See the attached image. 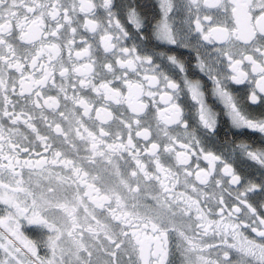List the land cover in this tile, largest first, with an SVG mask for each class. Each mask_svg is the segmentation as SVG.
I'll use <instances>...</instances> for the list:
<instances>
[{
	"label": "snow or ice",
	"instance_id": "obj_1",
	"mask_svg": "<svg viewBox=\"0 0 264 264\" xmlns=\"http://www.w3.org/2000/svg\"><path fill=\"white\" fill-rule=\"evenodd\" d=\"M159 6L162 17L148 31V18L138 0H120V2L102 0L101 3H96L95 0H0V95L3 97L0 119L10 122L12 126L5 128V125L0 123V142H2L0 161H7V164L0 163V175L11 176L8 183L0 180V189L3 190L0 192V204L6 206L4 209L6 215L0 217V226L5 228V232L0 233V250L4 254L0 264H123V261L118 259V253L129 256L128 264H170L169 237L172 232L178 233L179 239L175 247L182 257L181 264H233L231 250L240 254L236 264H264V242L257 243L243 237L237 230L239 225L236 224L231 225L233 228L231 235L238 243L229 244L225 234L222 240L224 247L218 250L222 252V258L220 255L215 259L208 258L205 255L206 250L214 249L216 246L198 239L200 235H206L208 232L207 226L203 223L206 217L201 211L199 196L196 200H192L183 193L179 196L169 195L171 189L165 181L178 178L172 173L171 167H165L161 163V145L158 139L161 131L169 141L164 145L163 152L168 154L174 152L176 164L186 166L185 185L189 183L187 177L193 174L201 185L211 186L214 181L219 195L217 205L222 206L221 213L230 207L227 211L229 218L242 214L250 222L244 226L251 227L252 232L264 240V227H262L264 211H260V208H264V204L254 206L249 202L251 199L249 194H264V180L259 183L246 182L245 176L238 173L223 154L217 155L213 151H205L201 147V140L195 135L197 130L194 129L189 133V120L181 106L173 102L172 96H167L169 89L173 90V94H178L182 89L181 85L166 73V67L170 65L180 73H184L186 69L175 55L163 51L158 53L154 49L159 45L179 46L184 40L168 22L169 13L176 6L171 0H160ZM180 7H186L189 14L195 9V30L204 40L210 41V38H216L228 46L227 50L220 51L228 59L229 68L233 73L230 79L237 84L249 79V73L241 68L244 61H247L251 65L252 73L259 77L256 80L257 88L264 93V0H187V4H182ZM99 9L103 10V15L98 14ZM213 9H223L225 14L230 9L231 26H209L205 32L204 21L209 22V25L217 23L213 15L204 11ZM201 13H203L202 19ZM189 24L191 25V19ZM81 27L86 33L92 34L93 40L99 36V47L102 48L103 56L92 59L94 45L89 42L88 36L78 32ZM78 34L81 46L80 50L75 52V56L78 60L87 57L91 61L80 66H77L72 59V46L76 43ZM53 39L65 42L61 45L51 42ZM129 40L132 41L131 47L124 43ZM153 41L157 43L154 44ZM63 48L69 50L67 64L61 56ZM45 56L47 63L44 62ZM158 58L161 61L159 64L156 63ZM164 60L168 62L167 65L164 64ZM68 64H71V67ZM198 67L202 72L207 69L206 74L215 85L214 94L223 100L229 109L233 126L264 134V119H252L242 115L222 82L212 74L211 67L202 60ZM141 70L145 73L151 72V75L145 74L140 81L130 79V75L139 77ZM57 72L61 78L59 84L55 80ZM16 73L19 74L18 78ZM73 74L76 76L74 77ZM109 76L111 80L108 79ZM113 81H122L127 86V96L111 86ZM144 82L150 85L146 93L149 96L155 95L151 91V86L164 85L165 95L161 98H166L170 105L158 110V121L162 122L163 128L160 127V123L157 124V139H153L151 126L145 127L140 119V113L145 105L138 101L140 96L145 94ZM49 83L58 90L56 96L46 95L43 91ZM17 84L19 96L25 101L20 105V111L16 110L17 105L9 98V88L12 93H16ZM183 87L187 89L191 99L199 105L198 121L204 129L205 139L215 136L217 121L212 110L204 102L199 80H190L185 76ZM81 89H90L104 102L114 101L116 104L127 102L133 115L123 119L114 118L106 104L94 107L96 101L84 98L80 94ZM250 99L253 103L258 101L255 90ZM259 100L264 102V97H259ZM69 104L73 107L70 108ZM9 105H12L11 110ZM29 105L32 107L29 108ZM75 106L83 109L82 116ZM37 109L40 120L47 126L44 131L33 122L36 119ZM45 109L50 110L51 119L45 113ZM92 111L96 113V120L101 121L100 125L92 121L90 115ZM57 115L61 120L68 122L67 128L62 127L61 122L56 119ZM83 117H88L89 121H92V128L99 127V135L85 126ZM108 121L115 124L117 128L115 133L105 130L102 126ZM21 122L35 135V140L20 132ZM171 125L184 129L187 142H180V149L183 151H177L171 146L180 141L179 136L170 134ZM73 131L75 137L90 145V154L82 157L80 163L67 158L56 145L60 137H63L60 143L71 145L75 149L72 140ZM125 131L127 142L123 140ZM110 136L113 137V143H106L105 138ZM16 137L20 139L17 140ZM135 138H141L148 143L141 148ZM22 141H27V146ZM5 146H7V154H5ZM37 146H42L44 153H51V159L41 156L40 152H36V155L41 156V159L35 162L31 159L18 158L21 152L30 154V150ZM193 146L200 147V153H189ZM239 147L249 160L264 169V149L253 151L244 144ZM141 151L147 153L153 160L155 174L150 172L142 161ZM123 153L128 154L135 167L125 160V167L131 169L128 173L130 179L122 178L120 184L129 193H139L142 181L149 183L153 180L157 181L164 193L163 203L159 196H154L152 199L156 200L159 208L135 203L132 206L133 212H126L123 210L124 197L116 188L106 187L105 194L100 195V189L86 183L89 173L83 170L81 164L87 162L93 166L103 165L105 171L116 168V174L121 176L117 158L124 159ZM189 154L198 157L202 155L208 162V168L206 170L199 168L197 164L198 170L195 173L189 171L191 167ZM57 164L66 169L67 173L61 175L59 172L48 171L45 179L50 182L39 194L26 186L23 179H17L21 175L17 168L45 169L46 165ZM217 171L221 173L219 179L213 176ZM98 178L92 177L93 180ZM52 180L57 183L54 185L51 183ZM133 181L136 187H132ZM80 183H85L90 190L85 192L84 196H87L97 208L107 207L110 219L105 218L101 221L94 211L89 210V206L80 196ZM65 184H68L69 188L72 184L77 186L72 200L68 199L67 190L63 188ZM192 190L198 191L195 186ZM91 192H95L96 196L93 197ZM225 194L233 198L230 205ZM216 197L217 192H213L207 200H216ZM113 199L115 208L111 203ZM178 200L187 205V208L182 207L181 203H176ZM169 201L175 203L176 208L187 216L186 230L176 227L174 220L177 213L173 211ZM80 207H83L84 212L82 219L78 212ZM165 207L168 208L167 212L161 210ZM193 208L197 213V221L200 222H192L190 213ZM133 220L136 223H133ZM111 221L119 223L112 224ZM23 222L34 226L41 238L32 240L25 236L21 231ZM120 225H127V228L136 230L129 235V232ZM117 228L120 229L119 232L116 231ZM197 229H203V233L197 232ZM45 235L46 239H43ZM41 245L47 249L49 255L45 257L39 255L38 249ZM101 254L106 259H103ZM133 256H137L138 260H132Z\"/></svg>",
	"mask_w": 264,
	"mask_h": 264
},
{
	"label": "flooded vegetation",
	"instance_id": "obj_2",
	"mask_svg": "<svg viewBox=\"0 0 264 264\" xmlns=\"http://www.w3.org/2000/svg\"><path fill=\"white\" fill-rule=\"evenodd\" d=\"M95 2L101 3L102 0H95ZM117 2H120V0H117ZM138 2L142 5V10L147 15L149 22L148 31H150L152 25H154L162 17V12L159 6L160 0H138ZM171 2L176 7H174L173 11L169 13L168 22L173 27V29L183 37L184 42L179 46L159 45L154 50L158 53L163 51V52H167L168 54L175 55L177 59L184 64L186 71L184 73H180L178 70L173 69L170 65L166 67L165 69L166 73L170 76V78L174 79L178 84H180L182 89L181 91L178 92V94H173V90L169 89L167 91V96H172L173 102L181 106V108L184 111V115L189 120V124H190V127L188 129L189 133L193 132L194 129L197 130L195 132V135L197 136L198 139L201 140V147H203L205 151H213L217 155L223 154L224 158L233 164L236 171L245 176L246 182L251 181L254 183H259L262 180H264V175H262V173H264V169H261L258 164H255L253 161L249 160L246 154L241 150L239 146L242 144L248 145L249 149L253 151L264 149V134H261L259 132H254L247 128H236L233 126L232 119L229 114V109L225 106L224 101L214 94L215 85L212 79H210L209 76L206 74L207 69L204 72H202L198 67V64L202 60L208 66L211 67L212 74L215 75L222 82L225 90L232 96L233 101L237 105V108L241 112V114L252 119H264V102H260L259 100V97H264V93H261L256 86V80H258L259 77L255 76V74L252 73L251 65H249L247 61H244V63L241 65V68L249 73V79L241 84H237L234 81H232L230 79V76L233 73L229 68L228 59L220 51L221 49L227 50L228 46L220 39L210 38V41L204 40L203 37L196 32L195 23H194L196 18L195 9H193V12L189 14L186 7H180V5L182 4L186 5L187 0H171ZM204 11L213 15V18L217 21L216 24H212V25H209V22L204 21L203 24H204L205 32H207V28L209 26L211 27H224L226 25L231 26L232 20H231L230 9L227 14L224 13L223 9L220 10L213 9V10H204ZM98 14L103 15V10L99 9ZM202 18H203V13H201V19ZM189 19H191V25L189 24ZM105 24H106V19H105ZM129 27L131 28V26ZM78 32L80 34L88 36L89 42L94 45V50L92 53L93 60L97 59L98 56H103L102 48L99 47V36H96L95 40H93L92 34L86 33L82 27L79 28ZM51 42H57L63 45L65 41L64 40L57 41L53 39ZM124 43H126V45L129 47H131L132 45L131 40ZM153 43L155 44L157 42L153 41ZM80 46H81L80 35L78 34L76 36V43L72 46L73 61L76 62L77 66L91 63V61H89L87 57L80 58L79 60L76 58L75 52L80 50ZM61 56L64 62L67 64L69 57V50L67 48H63L61 52ZM44 62L47 63L46 56ZM156 63L157 64L161 63L159 58L156 60ZM164 64L167 65L168 62L164 60ZM68 66L71 67V64H68ZM145 74L151 75V72L145 73L143 70H141V75L139 77L130 75V79L135 81H140L143 80V76ZM15 75L17 76V78L19 77L18 73H16ZM73 76L75 77L76 74H73ZM185 76L190 80H199L201 84V90L204 94L203 95L204 102L207 105V107H209L212 110L217 121L215 136H211L208 139H205L204 129L202 128V126L199 125V121H198L197 113H198L199 105H197L195 101L191 99V95L188 93L187 89L183 87V79ZM60 79L61 78L59 77V73L57 72L55 76V80L57 84L60 83ZM108 79L111 80L112 79L111 76H109ZM94 82L99 83V81H94ZM111 86L121 90L123 94L127 96L128 89L127 86L122 81H113ZM77 88H79L78 82H77ZM149 89H150V85L147 82H144L145 94L140 96L138 101L139 103L145 105L144 110L140 113V119L145 127L149 125L151 126L153 139H157V124L160 123V127L163 128L162 122L158 121V110L165 109L170 105L166 98L165 99L161 98L162 96L165 95L164 85L161 84L159 86H151V91L155 93L154 96H149L146 94ZM253 90H255L258 95V101L256 103H253L250 99ZM43 91L46 93V95L56 96L58 90L56 88H53L51 86V83H49L48 87ZM70 94H71V90H70ZM80 94L86 99L96 101L94 107H101L106 104L108 111L112 112L114 118L123 119L126 116L133 115L131 110L128 108L127 102H124L122 104H116L114 101L104 102L102 99L97 98L96 94L92 92L90 89H81ZM9 98L13 101L14 104L17 105L16 110L20 111V105H23L25 101L19 96L18 84H17L16 93H12L11 88H9ZM60 99L62 102L61 108L63 109L62 94L60 95ZM42 102L43 101H41V103ZM2 103H3V97L2 95H0V107H2ZM31 107L32 106L29 105V108ZM69 107L71 108L73 106L69 104ZM75 107L77 108L79 114L82 116L83 109L79 108L78 106ZM11 108L12 105H9V110H11ZM45 113L48 114L49 118L51 119L50 110L45 109ZM90 115L92 117V121H95L96 125L101 124V121L96 120L95 111H92ZM35 116L36 119L33 122L42 131L46 130L47 126L40 120L38 109L35 110ZM56 119L59 122H61L62 127L64 128L68 127V122L61 120L58 115L56 116ZM83 121L85 123V126L89 127L91 130H94L96 134L99 135V127L92 128V121H89L88 117H83ZM0 123H3L5 125V128L12 127L10 122L6 120L0 119ZM109 125H111V128H109ZM102 126L105 128V130H110L112 133H115V131H117V128L112 121H108V123L103 124ZM170 127L172 129L170 134L173 136L180 137V141L177 142L175 145H171V146H173L177 151H183L182 149H180V142H187V137L185 135L183 127L178 128L175 125H171ZM19 130L21 133L29 135L30 139L35 140V135L32 134L30 130L22 122L19 124ZM81 131H83V129H81ZM53 135L55 134L53 133ZM16 139L19 140L20 137H16ZM158 139L161 145L160 147L161 163L165 167H171L172 173L174 174L175 177L178 178L174 180L170 179L169 181H165L166 183H168V186L171 189L169 195L179 196V194L183 193L185 197H191L192 200H196L199 196L201 211L206 217V220L203 221V223H205V225L207 226L208 232L206 235H200L198 239L203 240L205 243L216 246V248L214 249L206 250L205 255L208 258L215 259L217 255H220L222 258V252H219L218 250L224 247V245L222 244V240L225 234H227V240L229 244L238 243V241L233 240L231 235V233L233 232V228L231 227V225L233 224L239 225V228L237 230L240 233H242L243 237H247L248 239L254 240L257 243L264 242V240H262L261 237L257 236L256 233L252 232L251 227L244 226L245 224H248L250 222L242 214H236L231 218H229L227 215V211L230 210V207H227L226 210L223 213H221L220 207L222 206L217 205V200L219 199V195H218V190L215 189L214 181L212 182L211 186L201 185L200 182L196 180L195 174H193L192 176L187 177L189 183L186 186L185 185L186 166H179L176 164V158L174 152L172 154L163 152L164 145L168 144L169 141L163 136L162 131L160 132ZM62 140L63 137H60V139L56 142V145L65 153L67 158L76 160L77 163H80L82 157L90 154L89 151L90 145L75 137L74 131L72 133V140L76 146L75 149L68 144L62 145L60 143ZM123 140L127 142L126 131L124 132ZM105 141L106 143H113V137L111 136L106 137ZM135 141H138L141 148L145 143H148L143 141L141 138H135ZM22 143L25 146H27V141H22ZM38 144L39 142H37V145ZM17 151H19V149ZM200 151H201L200 147L193 146L189 150V153L194 152L198 154L200 153ZM7 152H8L7 146H5V154H7ZM36 152H40L41 156H47L49 159H51V153H44L42 146H37L34 149H31L30 154L21 152L18 158L21 160L31 159L33 162H35L36 160L41 159V156H37ZM123 156L124 159L117 158V164L120 166V170L122 173L121 176H118L116 174V168H109V170L105 171L103 165L93 166L88 164L87 162L81 164L83 170L89 173L88 177H86V183L92 184L94 185L95 188L100 189V195L105 194L106 187L116 188L117 191L124 197L123 204L125 205V207L123 210L126 212L132 213L133 212L132 206L135 203H139L141 205L146 204L152 206L153 208H159L160 206L157 205L156 200L152 199V197L154 196H159L161 199V203H163L164 193L157 181L153 180L150 183L146 181H142V183L140 184L139 193H129L128 190L124 188L123 185L120 184V180L122 178L126 180L130 179L128 173L131 171V169L125 167V160H128L129 163L132 164V167H135L134 162L131 161V158L128 157L127 153H123ZM141 159L145 163L148 170L155 174L156 173L155 164L153 160L148 156V154L141 151ZM0 163L7 164V161L6 160L0 161ZM189 164L191 165V167L188 170L193 171V173H195V171L198 170L197 164H199V168H203L205 170L208 168V162L204 160L202 155L198 157L197 155L189 154ZM17 171L21 173V175L17 177V179H23L25 181L26 186H29L33 191L37 192V194H39V192L42 189H45L50 182L48 179H45V177L48 176V171L59 172L61 175H65L67 173V170L63 169L62 166L59 164L46 165L45 169L17 168ZM220 175L221 173H219V171L213 173V176L217 179L220 178ZM92 177H99V178L93 180ZM0 180H2L5 183H8L11 180V176L9 174L0 175ZM51 183L55 185L57 181L52 180ZM136 186H137L136 183L133 181L132 187H136ZM194 186L198 189L197 192H193L192 189ZM79 187H80V196L89 206V210L94 211L97 215V218L100 219L101 221H103L105 218L110 219L107 207L97 208L92 203V201L88 199L87 196H84L85 192L90 191L85 186V183H80ZM63 188L67 190L66 194L68 196V199L72 200V197L76 194L77 186L75 184H72L71 187L69 188V185L65 184ZM233 188H235V186H233ZM0 192H3V190L0 189ZM213 192H217L216 200H207V197L211 196ZM63 194L64 193L62 192L61 195ZM91 195L95 197L96 193L91 192ZM249 195L251 197L249 202L253 203L254 206H259L261 204H264V194L256 193ZM225 196L230 205L233 198L227 197V194H225ZM111 203H112V207L115 208L116 204L114 199L111 201ZM176 203L182 204V201L178 200L176 201ZM169 205L172 207L173 211L177 213L176 218L174 220L176 227L184 228L186 230V224L188 223L187 216H184L180 212V209L176 208L175 203H173L172 201H169ZM5 207H6L5 205L0 204V217L6 215L4 211ZM182 207L187 208V205L182 204ZM161 210L167 212L168 208L165 207L162 208ZM260 211H264V208H260ZM78 212L80 214V218L82 219L84 215L83 207H80L78 209ZM190 215L192 217V222H200L197 221V213L195 208L192 209ZM238 216L240 217L239 219L237 218ZM209 221H211L212 223H208ZM111 223L118 224L119 222L111 221ZM133 223H136V221L133 220ZM120 227H124L125 230L129 232V235H131L132 231L136 230L135 228L133 229L127 228V225H120ZM225 228L227 230L226 233H225ZM119 230H120L119 228L116 229L117 232H119ZM21 231L29 239L37 240L41 238L39 231L35 229L34 226H29L27 222L22 223ZM196 231L199 233H203V229H197ZM4 232H5V228L3 226H0V233H4ZM217 232H219L220 234L217 235L216 234ZM43 239H46V235L43 237ZM169 239H170V255L168 257V261L170 262V264H181L182 257L180 255V252L175 247V244L179 239L178 233L172 232L170 234ZM38 251L41 257H45L46 255H49L47 249L43 245L39 247ZM101 256L103 259H106V257H103L102 254ZM3 257H4L3 251L0 250V259H3ZM231 257L233 259V264H236V261L239 260L240 254L237 253L235 250H231ZM118 259L122 260L123 264H128L129 256L124 255L122 253H118ZM132 260L137 261L138 257L133 256Z\"/></svg>",
	"mask_w": 264,
	"mask_h": 264
}]
</instances>
